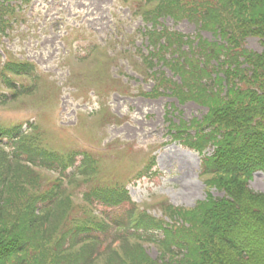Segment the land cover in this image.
Instances as JSON below:
<instances>
[{"label": "trees", "instance_id": "1", "mask_svg": "<svg viewBox=\"0 0 264 264\" xmlns=\"http://www.w3.org/2000/svg\"><path fill=\"white\" fill-rule=\"evenodd\" d=\"M125 1L151 24L144 32L150 48L138 49L142 61L133 63L155 82L154 92L143 94L207 108L201 120L168 119L169 133L200 152L208 187L225 195L210 193L193 208L157 201L163 216L138 211L126 186L149 172L155 157L137 168L133 146L127 145L110 151L112 164L105 162L80 140L61 142L58 134L50 135L57 128L51 112L25 131L23 125L0 124V264H264V193L250 187L254 173L264 172V0ZM0 2L1 43L16 8L10 0ZM167 19L175 24L187 19L198 32L173 29ZM249 37L260 38L261 52L246 46ZM116 59L105 50L80 61L86 70L100 67L107 80L99 83L120 90L121 79L111 73ZM1 74L12 90L6 99L12 105L43 81L12 56ZM26 78L34 84H25ZM106 109L81 114L82 139L102 144L97 131L117 121ZM147 228L160 230L162 237L140 231ZM135 237L159 242L161 260L152 259Z\"/></svg>", "mask_w": 264, "mask_h": 264}, {"label": "rangeland", "instance_id": "2", "mask_svg": "<svg viewBox=\"0 0 264 264\" xmlns=\"http://www.w3.org/2000/svg\"><path fill=\"white\" fill-rule=\"evenodd\" d=\"M22 15L23 17L18 21L12 33L13 40L10 46H14L20 54L34 61L41 69L45 68L51 80H59L65 73L68 75L69 60L71 59L72 63L76 62L77 56L88 53L95 44H105L111 38L118 37L121 42L117 48L120 49L122 44L132 37L137 47H143L145 41L140 33L143 26L142 21L132 17L131 10L124 0H32L31 3L23 4ZM21 21H23L22 25ZM166 23L186 34L195 35L198 32L195 24L188 20L175 26L172 21ZM201 33L204 37L212 39L209 32L202 31ZM72 40L74 43H71ZM65 45L67 48L64 53ZM246 45L249 49L258 52L263 50L258 37H249ZM75 50H77L76 53ZM69 51L70 57L68 58ZM99 63L100 61L96 62V65ZM3 64L4 61L0 59V74L4 67ZM124 65L127 73L123 74V80L126 81L129 76L134 79L129 80L131 87L124 89L126 93L123 95L113 93L109 98L108 106L118 114L121 120L105 129L104 138L107 143L112 140L117 142L120 139L121 142L130 144L134 142L142 148L143 150H140L135 147L133 154L137 164L141 166L146 164L144 155H148V152L153 150L158 157L156 171L148 176L144 175L136 184L130 185L131 195L138 204L166 196L176 205L193 206L196 201L206 198L209 189L205 183V177L201 175L200 154L196 151H189L181 147L178 142L171 140L168 134V118L176 122L180 120L189 122L195 118L201 120L207 113V108L194 101L181 103L174 97H143L141 92L150 91L153 83L143 81L142 76L130 69V65L127 63ZM100 70L98 66L86 70L84 62L81 61L77 62L75 72L73 68L72 79L78 89L69 85L61 91L63 94L59 100L62 108L60 116L67 125L75 123V115L79 110L86 113L98 110L96 99H107L97 93L99 88H105L107 93L114 90L110 85L99 83V81L107 80L102 79L103 71ZM4 90L6 87L0 75V100ZM89 90L90 93H96V95L90 96ZM45 91L51 99L57 97L55 87L46 81L41 94L37 92L35 95L26 97L25 105L30 106V110L19 108L6 112L4 105L0 104V119L9 124L25 122L26 119L35 117L36 112L43 109L36 104L46 100ZM51 107L49 106L50 109ZM104 111L105 108L101 110V113ZM40 114L47 119L45 109ZM58 119L61 120L60 117ZM70 128L71 130L65 133L67 141L73 139L74 142H78L86 133V130L80 127L70 126ZM57 132L54 134L56 135ZM101 147L104 146L101 145ZM93 153L105 162L111 161L110 164L115 160L105 152ZM251 187L258 192H264L263 172L259 171L254 174ZM209 191L215 196L224 195L216 189H209ZM150 252L154 257L158 255L155 247H151Z\"/></svg>", "mask_w": 264, "mask_h": 264}]
</instances>
